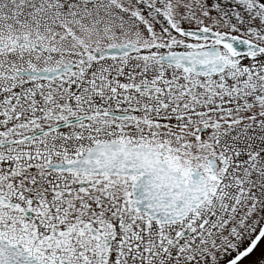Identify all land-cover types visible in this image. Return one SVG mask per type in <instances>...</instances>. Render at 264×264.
I'll use <instances>...</instances> for the list:
<instances>
[{
    "label": "snow or ice",
    "instance_id": "obj_1",
    "mask_svg": "<svg viewBox=\"0 0 264 264\" xmlns=\"http://www.w3.org/2000/svg\"><path fill=\"white\" fill-rule=\"evenodd\" d=\"M0 264H264V0H0Z\"/></svg>",
    "mask_w": 264,
    "mask_h": 264
}]
</instances>
